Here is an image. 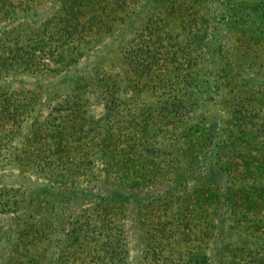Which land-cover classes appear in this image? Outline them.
Listing matches in <instances>:
<instances>
[{"label":"rangeland","instance_id":"1","mask_svg":"<svg viewBox=\"0 0 264 264\" xmlns=\"http://www.w3.org/2000/svg\"><path fill=\"white\" fill-rule=\"evenodd\" d=\"M118 9L90 55L33 84L49 104L40 116L68 122L51 106L83 91L70 154L79 171L54 184L29 164L3 166L12 175L0 185L43 190L0 213V264H264V0H120ZM96 127L100 142L88 147L82 136ZM115 191L130 195L115 201Z\"/></svg>","mask_w":264,"mask_h":264},{"label":"trees","instance_id":"2","mask_svg":"<svg viewBox=\"0 0 264 264\" xmlns=\"http://www.w3.org/2000/svg\"><path fill=\"white\" fill-rule=\"evenodd\" d=\"M48 1L0 0V184L3 183V176L9 178L12 175L11 169L3 170V166L8 164L11 167L15 162L23 166L29 164L32 168L31 175L38 179L46 175L55 182L54 184L79 171V168H72L70 165L74 162L70 154L74 152L72 143L75 138H80L76 136L75 129L80 128L82 131L83 119L78 116L82 107L80 95L83 91L79 88L69 96L66 94L63 101L66 103L65 107H61L63 103L59 100L55 101L60 102L58 106H51L52 110L57 109L56 111L66 119L79 118V121L68 122L57 119L58 115L51 112L40 116L41 111L49 104L48 100H41L42 92L33 84L47 77H60L73 64L83 60L81 58L90 55L101 39L100 34L114 29L116 20L122 18L118 9L120 0H55L49 4ZM104 77L111 79L108 75ZM105 91L109 94V88ZM173 106L176 104L169 101L168 106L163 108L167 112L164 113L167 115L166 121L172 120L168 117H172ZM31 117L28 126H31L32 131L23 142L24 125L27 118ZM36 125L38 128H35ZM46 126H49V129H46ZM109 128L112 130L111 126ZM96 129L95 132L92 128L87 129L82 136L86 137L88 147L100 142L101 127ZM63 152L66 154H62ZM262 156L260 167L264 173V153ZM62 161H68L66 173ZM71 180H68L69 184H72ZM13 186L0 185V213H12L42 199L39 195L43 189L27 193L21 190V187ZM86 188L73 189L71 192L75 194V190L82 191ZM259 194L262 195L261 192ZM26 195L29 197L23 198ZM129 195L115 191L112 197H116L115 201H118L126 199ZM112 201H105L106 204L100 213L102 215L99 216L100 222L107 228L113 227L114 224L106 218L108 208L111 207L108 203ZM252 203L251 209H259L257 213H261L263 206L260 202L254 200ZM39 208L41 209V206ZM35 210L38 208L35 207ZM260 221L259 218L253 219L251 227L258 229ZM37 226L44 227L41 222ZM38 236L39 233H35L31 237L32 241L39 240ZM109 248L112 255L117 253L111 240ZM207 260L204 264L208 263Z\"/></svg>","mask_w":264,"mask_h":264}]
</instances>
